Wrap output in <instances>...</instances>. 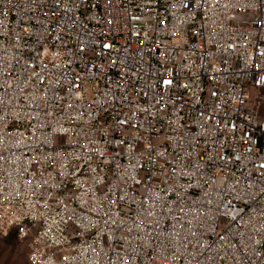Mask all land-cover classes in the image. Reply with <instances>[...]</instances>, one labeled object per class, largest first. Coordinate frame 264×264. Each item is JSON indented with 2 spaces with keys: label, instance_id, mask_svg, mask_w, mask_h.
<instances>
[{
  "label": "built area",
  "instance_id": "1",
  "mask_svg": "<svg viewBox=\"0 0 264 264\" xmlns=\"http://www.w3.org/2000/svg\"><path fill=\"white\" fill-rule=\"evenodd\" d=\"M12 233L30 264H264V0H0Z\"/></svg>",
  "mask_w": 264,
  "mask_h": 264
},
{
  "label": "rangeland",
  "instance_id": "2",
  "mask_svg": "<svg viewBox=\"0 0 264 264\" xmlns=\"http://www.w3.org/2000/svg\"><path fill=\"white\" fill-rule=\"evenodd\" d=\"M256 100L257 92L254 90L253 102ZM29 253L28 242L18 239L15 233L0 236V264H30Z\"/></svg>",
  "mask_w": 264,
  "mask_h": 264
}]
</instances>
